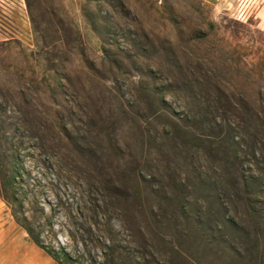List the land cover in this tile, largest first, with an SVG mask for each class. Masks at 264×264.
<instances>
[{
  "label": "rangeland",
  "instance_id": "374dc122",
  "mask_svg": "<svg viewBox=\"0 0 264 264\" xmlns=\"http://www.w3.org/2000/svg\"><path fill=\"white\" fill-rule=\"evenodd\" d=\"M181 69L209 73L212 85L251 92L256 109L264 110V96L257 94L264 91V32L201 0H0V186L11 187L3 176L14 155L24 179L18 192L27 194L24 212L48 246H64L74 256L84 253L81 264H87L88 251L101 258L105 240L118 246L113 253L125 264H264L237 261L225 246L199 245L201 238L188 225L185 232L196 241L185 246L188 258L183 259L157 238L147 244L131 212H123L127 229L108 233L106 226L94 224L97 213L89 202L103 197L93 165L64 140L65 126L110 155L115 131L109 122L115 120L117 135L139 153L128 125L131 116L119 107L134 102L136 117H151L153 96ZM166 98L183 110L181 98L168 93ZM236 123L248 133V124ZM252 131L253 138L245 137L251 152L246 166L253 162L264 180V123H252ZM154 156L152 149L149 158ZM145 170L150 173L148 166ZM84 202L91 208H82L81 217L77 206ZM235 207L245 219L258 221L242 202ZM254 207L264 221V197ZM0 208L2 227L16 222L30 238L1 197ZM112 210L117 218L119 211ZM5 240L14 248L20 242L12 229L0 246ZM42 252L32 253L36 264H57Z\"/></svg>",
  "mask_w": 264,
  "mask_h": 264
},
{
  "label": "trees",
  "instance_id": "16d2710c",
  "mask_svg": "<svg viewBox=\"0 0 264 264\" xmlns=\"http://www.w3.org/2000/svg\"><path fill=\"white\" fill-rule=\"evenodd\" d=\"M213 78L202 71H176L153 96L156 108L144 120L136 117L134 102L121 103L119 111L131 116L128 125L135 130L139 153L117 135L115 120L109 122L115 131L111 138L115 152L110 155L66 126L64 140L76 156L82 161L87 159L94 167L96 189L103 198L89 203L94 204L97 213L94 224L106 226L108 233L117 227L127 229L129 221L123 212L128 211L147 244L157 238L179 258L187 259L185 246L196 241L189 240L185 232L188 225L192 234L201 238L196 242L201 246H225L237 261L263 262L264 221L254 202L264 197V180L253 162L246 166V156L251 152L244 143L245 137H254L252 123H264V110L256 109L251 92L212 85ZM167 93L183 100L182 111L176 110L177 102L169 101ZM257 94L264 96V91ZM102 111L98 109L97 113L105 124ZM161 118L167 122L159 123ZM237 121L249 125L247 134L237 128ZM152 149L155 156L149 158ZM256 153L252 151L254 157ZM12 160L11 170L3 176L11 187L0 186V197L13 206L16 221L57 264H81L84 253L74 256L64 246H48L42 234L31 226L24 212L27 194L18 192L23 187L19 185L23 184V174L18 158L12 155ZM147 166L150 173L145 170ZM239 202L257 222L239 214L235 207ZM88 204H79L78 213L82 208L90 209ZM112 209L119 211L117 218L112 217ZM80 216L83 217L81 213ZM113 219L118 222L115 224ZM101 244L102 257L95 258L88 251L87 264H125L122 256L113 253L117 245L111 240ZM128 258L130 255L125 256Z\"/></svg>",
  "mask_w": 264,
  "mask_h": 264
},
{
  "label": "crops",
  "instance_id": "0c3cea01",
  "mask_svg": "<svg viewBox=\"0 0 264 264\" xmlns=\"http://www.w3.org/2000/svg\"><path fill=\"white\" fill-rule=\"evenodd\" d=\"M213 7L216 11H224L234 16L238 21L254 26L258 31L264 32V0H201ZM0 208V238L7 231L12 229L16 238L24 246V250L18 246H12V242L5 240L0 246V264H21L30 261L36 264L33 254L40 256L42 250L38 245L25 234L16 222L10 221L2 227ZM18 233H20L18 235ZM6 250V251H5ZM33 253V254H32Z\"/></svg>",
  "mask_w": 264,
  "mask_h": 264
}]
</instances>
